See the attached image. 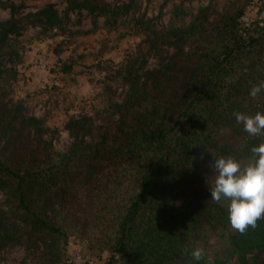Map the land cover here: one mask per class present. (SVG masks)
Returning a JSON list of instances; mask_svg holds the SVG:
<instances>
[{
  "label": "trees",
  "instance_id": "obj_1",
  "mask_svg": "<svg viewBox=\"0 0 264 264\" xmlns=\"http://www.w3.org/2000/svg\"><path fill=\"white\" fill-rule=\"evenodd\" d=\"M173 4L172 18L189 15ZM208 0L187 23L159 28L137 15L139 0H66L22 15L0 0L10 17L0 21V264L3 251L22 248L16 264H67L70 238L85 243L81 264H259L264 262V218L241 234L228 218V201L210 196L215 157L245 166L264 132L250 135L235 111L264 114V13L242 21L253 0ZM85 10L90 27L71 30L69 12ZM100 18H103L100 26ZM76 22H81L77 19ZM261 27L250 35L253 23ZM41 34L88 35L120 26L143 36L115 68H101L103 106L70 115V143L57 152L46 118L11 96L16 80L13 39L25 26ZM63 41V40H62ZM65 42V40H64ZM58 43L56 54L62 52ZM156 64L147 66V57ZM71 66L62 64V71ZM126 87L119 98L118 84ZM204 257L193 259L194 248ZM187 249V252L184 251ZM91 255V256H90ZM113 258L116 259L113 262ZM100 259V260H99Z\"/></svg>",
  "mask_w": 264,
  "mask_h": 264
},
{
  "label": "rangeland",
  "instance_id": "obj_2",
  "mask_svg": "<svg viewBox=\"0 0 264 264\" xmlns=\"http://www.w3.org/2000/svg\"><path fill=\"white\" fill-rule=\"evenodd\" d=\"M12 1L20 6L22 15L35 12L47 3L55 4L60 11L67 6L66 0ZM103 1L114 4L125 0ZM207 1L194 0L185 3L184 7L189 15L194 14ZM139 2L136 14L154 18L159 28L167 27L172 20L181 25L190 19L189 15L183 18L178 17L176 21L171 19L173 4H178V1L139 0ZM250 6L246 15L253 20L258 18L257 12L264 13V0H253ZM68 16L71 21L68 26L71 30L78 28L83 30L90 27V19L85 10L80 13L69 12ZM9 17V8L0 7V21ZM77 19L81 22L80 24L76 22ZM99 21L101 26L103 18ZM260 29L261 27L255 22L249 28V33L255 35ZM142 38L140 34L126 32V29L121 26L115 30H106L101 27L88 35L68 37L67 34L52 36V31L43 35L39 26L26 25L22 35L13 39L11 43L18 55L14 65L7 56L3 58V62L8 64V67L13 66L17 71L16 80L9 85L10 94L16 100H23L32 115L46 118V125L55 131L54 134H50L53 146L57 152H63L70 143L68 133L63 128L67 118L70 115L90 114L93 107H100L104 104L101 80L105 73L99 71L98 68L112 69L123 64L127 56L135 52ZM59 42H63L62 52L57 55L55 50ZM147 60L148 67L156 64L153 56H148ZM63 63L71 66L69 72L62 71ZM116 84H118L117 92L120 98L126 87L120 83ZM2 253L4 259L1 260V264H16L22 257L23 250L15 247L4 250ZM75 254H89V251L85 243L70 238L66 248L67 264L73 263L71 258ZM102 256L101 262L97 264H104L109 259L108 254ZM115 261L116 259L113 258V262ZM259 264H264V262L260 261Z\"/></svg>",
  "mask_w": 264,
  "mask_h": 264
},
{
  "label": "clouds",
  "instance_id": "obj_3",
  "mask_svg": "<svg viewBox=\"0 0 264 264\" xmlns=\"http://www.w3.org/2000/svg\"><path fill=\"white\" fill-rule=\"evenodd\" d=\"M262 92L264 80L253 85L249 95L256 99ZM233 115L250 135L264 132V114L261 112L253 115L235 111ZM251 152L255 160L243 167L232 156L215 157L211 163L215 179L209 189L210 196L217 203L228 201L230 225L241 234L246 233L249 227L255 228L257 221L264 218V142L252 147ZM191 255L193 259L200 260L204 257V250L194 248Z\"/></svg>",
  "mask_w": 264,
  "mask_h": 264
},
{
  "label": "built area",
  "instance_id": "obj_4",
  "mask_svg": "<svg viewBox=\"0 0 264 264\" xmlns=\"http://www.w3.org/2000/svg\"><path fill=\"white\" fill-rule=\"evenodd\" d=\"M241 19H242V21H248L250 18L247 16V15H244V16H242L241 17ZM75 261H76V263H78V264H81L82 263V259H81V257L80 256H76L75 257ZM90 264H92L91 262H89Z\"/></svg>",
  "mask_w": 264,
  "mask_h": 264
}]
</instances>
